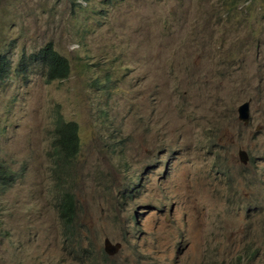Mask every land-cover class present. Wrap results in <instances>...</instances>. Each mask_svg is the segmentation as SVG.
Returning a JSON list of instances; mask_svg holds the SVG:
<instances>
[{"label": "rangeland", "instance_id": "obj_1", "mask_svg": "<svg viewBox=\"0 0 264 264\" xmlns=\"http://www.w3.org/2000/svg\"><path fill=\"white\" fill-rule=\"evenodd\" d=\"M49 42L64 80L31 59ZM4 59L0 264H264V0H0ZM59 118L82 141L62 189L80 253L53 191Z\"/></svg>", "mask_w": 264, "mask_h": 264}, {"label": "trees", "instance_id": "obj_2", "mask_svg": "<svg viewBox=\"0 0 264 264\" xmlns=\"http://www.w3.org/2000/svg\"><path fill=\"white\" fill-rule=\"evenodd\" d=\"M31 56L35 61L45 65L49 81L65 79L70 74V61L58 52L51 42L46 44L38 52L31 54ZM6 64L7 61L5 59L0 61L1 73H6ZM78 131V124L73 120L59 118L55 123V142L50 152L53 158L51 177L54 181L55 189H57V186L61 187V183L68 178L66 176L69 173V169L68 167L64 169V164L68 162L67 166H69L70 159L74 158L81 149ZM10 176L6 172V169L0 165V184L2 182H8ZM57 207H59L62 219L68 228V237L71 238L72 230L70 221L74 217V196L70 193L63 192Z\"/></svg>", "mask_w": 264, "mask_h": 264}, {"label": "clouds", "instance_id": "obj_3", "mask_svg": "<svg viewBox=\"0 0 264 264\" xmlns=\"http://www.w3.org/2000/svg\"><path fill=\"white\" fill-rule=\"evenodd\" d=\"M52 43V42H51ZM48 44V43H47ZM45 46V45H44ZM43 46V47H44ZM42 47V48H43ZM55 48V47H54ZM56 49V48H55ZM58 51V50H57ZM38 52V51H37ZM59 52V51H58ZM33 54V53H32ZM64 56V55H63ZM32 57V56H31ZM67 58V57H66ZM31 59H33V58H31ZM68 59V58H67ZM34 60V59H33ZM69 60V59H68ZM35 61V60H34ZM23 62H25L26 63V60L25 61H23ZM38 62V61H37ZM25 67V66H24ZM68 78V77H67ZM66 79V78H65ZM57 80H64V79H57ZM245 102H249V111H250V116H249V120L248 121H244L243 119H241L240 118V114H238V118L245 124V125H248L250 122H251V110H250V101L248 100V101H245ZM245 102H243V103H245ZM243 103H241V104H243ZM240 104V105H241ZM240 105H239V107H240ZM239 107H238V112H239ZM64 119V118H63ZM74 121V120H73ZM76 122V121H75ZM78 124V123H77ZM78 127H79V124H78ZM262 130V127L261 126H257L256 127V131H261ZM79 132V131H78ZM79 138H80V146H81V149H82V141H81V137H80V133H79ZM54 142H55V140H54ZM54 144V143H53ZM108 146H109V144H108ZM52 149H53V146H52ZM52 149H51V151H52ZM81 149H80V151H79V153H77L76 154V156L74 157V159H76L77 158V156L80 154V152H81ZM241 150H243L245 153H246V155H247V160L246 161H244L243 159H242V157H241V155H240V151ZM238 157H239V160L243 163V164H247L249 161H250V159H251V155H250V153L248 152V150H246V149H244V148H239L238 149ZM70 162H71V159H70ZM69 165H70V163H69ZM70 176V174L68 173L67 174V176L66 177H69ZM11 178H13L12 176H10V179ZM68 179V178H67ZM66 179V180H67ZM66 180L64 181V182H62L61 183V187H59V186H57V189H55V187H54V181L52 180V182H53V191L55 190V193H56V198H57V201H56V205H58L59 204V201H60V197H61V195L63 194V191H62V189H63V187H64V184L66 183ZM9 182V181H8ZM8 182H2L1 184H0V190H1V188H3L4 187V185H7V183ZM135 185L137 186V184L134 182L133 183V185H132V187H134L135 188ZM52 191V192H53ZM65 192V191H64ZM66 193V192H65ZM67 193H70V194H72L73 196H74V194L72 193V192H67ZM74 203H75V198H74ZM57 208H59V207H57ZM74 215H75V209H74ZM76 225L77 224H72V225H70L71 226V230H72V237L71 238H69L68 237V228H67V226H66V224H65V230H64V232H63V234H64V236H65V239H66V243H67V246H66V249H72V248H74L75 249V253H80L79 251H78V246H75L73 243H75V242H79V240L81 239H79V238H77V233H78V231H77V228H76ZM77 238V239H76ZM106 238H108L112 243H114V244H117V243H119L120 244V248L118 249V251L116 252V253H114V254H111V253H109L108 251H106V249H105V240H106ZM105 239H104V251H105V253L107 254V255H109V256H114V255H116L119 251H120V249H121V247H122V244H121V242H113L109 237H106ZM246 248H248L249 250H251V253L249 254V253H244L245 255H246V257L244 258V257H240L239 259H240V261L242 260V259H246L247 261H251V259H252V261H255L256 260V257H257V253H256V251H254L253 249H254V246H253V242H249L247 245H246ZM91 264H95V263H91Z\"/></svg>", "mask_w": 264, "mask_h": 264}, {"label": "water", "instance_id": "obj_4", "mask_svg": "<svg viewBox=\"0 0 264 264\" xmlns=\"http://www.w3.org/2000/svg\"><path fill=\"white\" fill-rule=\"evenodd\" d=\"M239 114H240V118L243 119L244 121H248L249 120V116H250L249 102H245V103L240 105ZM240 155H241V157H242V159L244 161L247 160V155H246V153L243 150L240 151ZM119 248H120V244L119 243L114 244L108 238H106V240H105V249H106V251H108L111 254H114V253H116L118 251Z\"/></svg>", "mask_w": 264, "mask_h": 264}]
</instances>
